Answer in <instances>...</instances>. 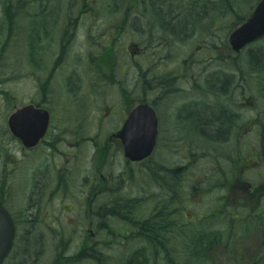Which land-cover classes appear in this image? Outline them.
I'll list each match as a JSON object with an SVG mask.
<instances>
[{"label": "rangeland", "instance_id": "374dc122", "mask_svg": "<svg viewBox=\"0 0 264 264\" xmlns=\"http://www.w3.org/2000/svg\"><path fill=\"white\" fill-rule=\"evenodd\" d=\"M117 1L0 0V206L9 217H13V220L10 217V222L14 233L11 247L2 264H10L11 259L8 260L7 256L13 242L16 241V246H19L22 235H25L24 231L28 229L40 239L38 244H35L34 240L35 246L30 249L31 260L36 264H93L85 259V254L90 252V248L84 243L89 241L90 244V241L95 240V244L99 243L101 248L102 243L113 235H110L111 228L116 233L123 230L125 225L115 216L117 212H109V193L104 190L101 176L109 171L113 175L124 169L125 159L118 155L114 163L100 168L95 163L98 162L95 159L98 151L96 147L100 150L106 147V142L109 145L110 141L105 140L106 137L119 129L126 112L137 102L158 97V91L151 87L162 77H179V81L177 83L175 80L174 90L168 93L170 96L160 100L155 106L156 110L159 106H163L164 110H158V147L152 155L154 158H150V163L156 159L176 166L179 164L182 175L180 184L175 186L178 187V193L173 192V197L165 196L163 189L174 188L168 185L171 180L156 168L154 173L157 178L160 176V179L154 182L149 173L142 170L143 164L135 163L128 165L129 173L125 183L117 181V197L114 198L113 204L118 203L121 197L145 199L133 209V213L140 217L155 210L162 200L167 203L177 197L175 204L181 203L184 210L187 208L186 218L190 217L192 222H195L190 233L203 232L208 217L215 219L211 225L213 232L231 228L229 234L233 233L232 236L229 238V234L225 233V237L229 239H223V244L215 246L209 254V264H253V256H259L257 264H264V228L250 227L251 235L244 237L245 232L240 230L239 225L244 222L235 220L230 215H221V193L219 188L215 187L222 181L221 167L216 164L206 165L208 152L212 151L215 157L225 154L229 146L223 144L225 148L220 145V133L213 134L216 140L208 139L206 142L202 139L204 137L200 138L198 135L204 133V128L200 125L205 119V115H201L203 108L196 105V110H192L190 106L184 105L195 98L203 97L204 83L209 77H213L214 73L217 78L218 72H226L228 79L232 81L239 74L236 71V63L243 65L247 55L254 57L260 52L259 49L264 48L262 38L240 53H234L227 40L231 30L249 15L258 0H236L235 5L233 0H230L232 10L225 11L223 7L224 14L217 12L214 19L209 17V4L205 6V0H137L139 4L135 6H130L135 0ZM225 2L226 0H221L219 6ZM156 3L161 6L157 7ZM5 8L8 15L4 18ZM235 10L242 17L237 24L232 25L236 18L233 13ZM197 13L201 15L200 18ZM125 16L129 26L123 25L125 23L119 20ZM151 19L162 21L152 22ZM186 19L187 23L193 25L191 29L184 26ZM4 26L9 37L3 30ZM12 26L21 28L17 33ZM44 26L48 31L43 33ZM125 26L132 30L130 37L133 44L143 46L146 50L143 57L133 58L135 54L131 51L130 57L124 54L128 39L125 29L121 28ZM178 26L185 27V35L179 33L175 37L170 33H162L167 27H172L175 30L171 29L177 32ZM108 27L114 29V34L100 39V35ZM29 32L39 33L33 38L35 43L31 50L27 49L28 42H31ZM73 33L75 42L66 51L64 62L55 65L54 61L62 50L60 41L66 42ZM13 35L17 37L10 49L14 39L10 36ZM105 39L109 40L115 49L116 59L112 57L110 44L105 43ZM103 59H108L112 66L119 70L121 87L109 84L111 80L108 78L104 81V70L97 75L92 69V65L96 66V62H102ZM132 60V68L125 74L122 70H125V66ZM40 61L41 65L38 67L37 63ZM52 63L55 67L48 69ZM245 67H240L241 72L246 73L241 81L248 99L243 101L244 104L239 110L238 124L240 120L245 123L251 120L256 112L264 114V91H261L257 84L258 80L262 81L264 87V73L253 74L250 68ZM109 70L107 67L108 77ZM119 75L114 77L120 81ZM260 76L263 77L262 80ZM96 82L99 83L97 94L93 91V84ZM192 82L199 88L194 97L187 94L191 90ZM176 88L179 90L175 91ZM217 98L205 99L212 102V105H217L215 114L221 115L219 109L226 102L221 94L217 95ZM34 100L46 103L51 110L50 128L45 139L47 142L52 140L53 145L47 143L36 149H24L10 134L7 119L16 108L33 103ZM229 103L231 104L230 101ZM182 105L184 106L178 114L183 117L182 129L186 136L179 139L171 128L164 129V118H168L170 127L172 115L177 107ZM233 107L236 109V106ZM76 134L77 141L82 145L79 157L71 160L75 150L70 146V142ZM239 136L241 137V132ZM252 137L248 135L246 142H242L244 149H248L247 141ZM257 139L259 143L264 141L263 133H260ZM99 143L101 148L98 147ZM59 153H62L64 158ZM187 157L196 163L195 167L192 164L193 167L183 165ZM261 161L264 163V157ZM190 168H194L193 171L197 174L196 182L202 188L201 194L192 195L189 184L185 183L184 173ZM209 168L214 169L211 180L214 186L205 191L202 180ZM261 168L264 171V167ZM56 175L61 176L57 181ZM97 182L98 185L95 186ZM96 190L100 192L99 196L95 194ZM151 194L155 196L151 197ZM261 204L263 210L264 200ZM99 207L103 210L99 209L98 213ZM97 214L103 215V218ZM31 215L36 216L35 222L30 219ZM101 227H104V231L98 230ZM113 242H116V239ZM237 243H240V246L236 251ZM119 247L130 249L127 243ZM110 249L102 252L122 255L119 250L110 252ZM170 251L176 255L177 261L188 260L184 256H178L180 248L178 251ZM19 256L18 253L16 259L19 260ZM156 257L161 258L160 255ZM236 257L239 259H235Z\"/></svg>", "mask_w": 264, "mask_h": 264}, {"label": "flooded vegetation", "instance_id": "af4514ba", "mask_svg": "<svg viewBox=\"0 0 264 264\" xmlns=\"http://www.w3.org/2000/svg\"><path fill=\"white\" fill-rule=\"evenodd\" d=\"M137 4H139V2L137 0H135V1H132L130 3V6H135ZM127 12H129L128 9H127ZM136 19L141 20L140 18H135V20ZM119 20L121 21V23H125L123 25L127 24V18H123L122 20L121 19H119ZM151 21L152 22H160V21H162V19H151ZM75 22H77V21H75ZM129 25L130 24H127L126 26H129ZM126 26L121 28V29H125L126 39H128L125 43L126 46L124 49V54L126 56L130 57L132 55L131 52H133L135 54L133 56V58L134 57H136V58L143 57V55H146V50L144 49L143 46L139 47V46H137V44H133V40L130 37V35H131L130 32L132 30L131 29L129 30L128 28H126ZM171 30L172 29L170 27H167L166 29H163L162 33L165 34L168 32L167 34H169V33H171ZM108 34L113 35L114 29L108 27L105 30V32L100 35V39L103 40V38L105 36H107ZM120 34H121V30H120ZM71 38L72 39L74 38V33L71 36ZM63 41L64 40L60 41L61 48H63ZM74 42L72 43V45L74 44ZM105 43L110 44V53L113 54L112 57H114L116 59L117 56L115 53V49L111 45V42L109 40L105 39ZM132 49H134V50H132ZM64 54H65V52H62V50H61V54L58 56L57 60L54 61L55 65L59 64L62 61L64 62V59H65ZM114 62H116V60ZM132 62H133V60L129 63L128 66L124 65L125 70H122V71L125 74H126V71L128 72L132 68ZM40 63H41V61H40ZM54 63H52V65L48 69H53L55 67ZM107 67L110 68L109 77L107 76V71H106ZM45 69H46V67H45ZM92 69L95 71V73L97 75H99L101 73V71L104 70L103 73H105V74L102 75L104 81H105V78H108L111 80V81H109V84H112L113 86L121 87V85L118 84V83H121V81H122V79L119 75V72H118L119 70H117L116 67L112 66V64L109 62L108 59H103L102 62L100 60H98V62H96V66L93 65ZM116 74L119 75L120 81L116 79V77H117ZM114 76H116V77H114ZM158 78H160V77H158ZM236 78L238 80H237V82H233V83H235L233 86H231L230 88L226 87L224 89V93L222 94V96L224 97L226 104H224V106H222L219 109L222 112L221 115L215 114V112L213 110L214 105L211 104L212 102L208 101L207 99L200 101V102L204 103L202 106L203 110L209 111V113H208V115H205L204 121L200 122L201 127L204 128V130H203L204 133L199 134L198 136L204 137L206 139V142H207V141H209L208 139L214 138L213 134L220 133L222 136L220 137L221 139L219 140V143L223 147H225L223 144H226L229 146V148H227L228 152L226 151L227 153L225 152V154L219 155L220 157L223 156L224 165H222L223 163L222 164L214 163L211 160H209V156H210V158H212V156H213L212 151L208 152L209 155H206V157L208 159V162L206 163V165L207 164H211V165L216 164V165L221 167L222 181L220 184L215 186V187L219 188L220 193H221V197L219 198L222 200V202L220 201L221 202V205H220L221 209L220 210L222 213L221 215H223V216L230 215L231 218L237 219L240 222L247 221L245 219H248L251 222L252 218H258L260 216H264V209L263 210L261 209V207H262L261 203L264 200V171L262 168L260 169V167H264V163H262L263 161H261L262 157H264V141H261L259 143V140L257 139L258 136H260V133H263V135H264V114H257L256 113V115H254V117L251 120L247 121L246 123L240 120L239 124H238L239 113H240L239 110L242 108V105L244 104L243 101L245 99H248V97H245L244 88L242 87L243 82L241 80L243 77L242 76L240 77V75H236L233 78V80ZM175 80L178 83L179 77H171V78H163L162 77L160 79H157L155 86L151 87V88H155L158 91V97L156 99H148V100L143 99L142 101H149L152 104V106L155 108V106L159 103L160 100H162L164 98L166 99L167 97L170 96L168 93L171 92L172 89L174 90ZM190 86H191V90H189L187 94L190 97H194V95L196 94L195 83L194 82L190 83ZM120 90H122V89H120ZM176 90H179V89L176 88L175 91ZM93 91L96 94L99 92V83L98 82L93 84ZM212 94L213 93L211 91L208 92V95L206 96V98H212L213 97ZM184 95H186V93H184ZM229 101L231 102V104L229 103ZM164 102L167 105V102L166 101H164ZM31 104H33L34 106L46 108L49 111L50 121H51V110H50V108L47 107L46 103H41V101L34 100L33 103H31ZM184 105H189L192 110L193 109L196 110V108H195L196 107V101L195 100H191L188 102V104H184ZM191 105H194V107H191ZM232 105L236 106V109H234V107ZM180 109H181V106L179 108L177 107V109L174 112V115H172L170 127H168V124H169L168 118L167 117H166V119L164 118V129L165 128H171L172 132H174L178 138L181 136H186V134L183 132V129H182L183 117H181L178 114ZM158 110L163 112V110H164L163 106H159L157 108V110H156L157 116H159ZM220 116L224 117V122L220 123V121L217 120L219 122H217L215 124L214 130L210 129L209 127L204 125L207 121H213L214 118L220 117ZM163 117H164V113H163ZM159 121H160V119H159ZM214 121H216V120H214ZM236 127H237V129H235ZM240 127H241V130H239ZM49 128H50V122H49L48 130H49ZM119 129H120V127H119ZM48 130H47L45 136L47 135ZM118 130L115 133L110 134L106 137L105 140H107V141L109 140L110 142L108 143L109 145H107V142H106L105 148H101L100 143L98 144V147L100 146L101 149L99 150V148L96 147V150H98V151H97V155L95 156V159L98 161L95 163L100 168L106 166L107 164L110 165V164H112V162L114 163L116 156H118V155L121 156V159L122 158L125 159L124 169H121L120 171H118V173L113 174V175H112V172L109 171L105 175L101 176V180L103 181V184L105 185L104 190H107L109 193V200H110V204H109L110 206L109 207H110V209L116 203L115 202L113 204L114 198L117 197L115 195L116 190H117L116 189L117 181H121L122 183H125V181L127 180V175L129 173V171L127 170V167H128V165L129 166L133 165V162L124 156L120 139H118L117 136H115V134L118 132ZM64 131H67V130H64ZM239 131L241 132V137L239 136L240 135ZM53 132H54V130H53ZM248 135H251L253 137L247 141L248 149H244L242 142H246V137ZM45 136L43 137V139H40V142L38 143V145H36L32 149H36L40 145L47 144V143H48V145L52 146L53 141L51 140L50 142L49 141L47 142V140L45 139ZM77 136H78V134H76L74 137H72V141L70 142V146H73L72 148H74V150H75V152L73 153V156L71 157V160L74 157H75V159H77L79 157V151H80V147H81L82 143H79L77 141V138H76ZM54 138H58V137H54ZM15 141H17V140H15ZM18 141H17V143L20 144V142H18ZM231 143H232V146H230ZM236 143H237V145H236ZM110 145L112 148H110ZM155 150H154V152H155ZM154 152H153V154H154ZM59 154L63 157L62 153H59ZM215 157H218V155ZM150 158L148 157V159L146 158V160H143L142 162H140L141 164H143L142 166H143L144 170H147V167L150 164ZM152 158H154V157H152ZM185 159H186V162L183 163L184 166L185 165H189L191 167L196 166V163L194 164L192 162V160L190 159V157H187ZM232 159H234V161H232ZM236 160H238L237 163H236ZM68 161L69 160H67V162ZM153 161H155L157 163V165H155V167L158 169V172L165 174L163 172V166L164 165L167 166L166 168L171 169L170 174L172 175L173 179L170 176L167 177L168 179L171 180L168 183L169 186H172L173 183H174V185H178L179 181L177 182L176 180L179 179L180 178L179 176L182 175V171H180L179 164H178V166H176L175 164L165 163V161H162V160L157 161L156 159H154ZM121 164H122V162H121ZM137 164H139V163H137ZM234 166H235V168H234ZM193 169L194 168H190L188 170V172L184 173L185 183L189 184V191L192 195L201 194L202 188L197 185V182H196L197 174H195V171H193ZM213 170H214L213 168H209L208 172L205 173L204 178L202 180L205 191L209 190L210 187L214 186V184L211 181L213 178V174H212ZM100 173L101 172L99 170L98 174H100ZM146 173L148 174L149 172L147 171ZM168 173H169V171H168ZM60 178H61V176H57L56 181L59 180ZM99 179H100V177H98V182H99ZM157 179L159 180L160 176H158ZM208 180H209V182H208ZM98 182L95 184V186L98 185ZM206 182H208V183H206ZM216 190H218V189H216ZM95 194L97 196H99L100 192H97V190H96ZM41 196H43L42 193H41ZM119 197H121V196H119ZM122 198H128V197H122ZM174 207H175L174 209H176L174 212L175 215L173 213L175 220L184 229L187 228L186 231L187 230L189 231V228L193 225V222H192L190 217L186 218V216H185L186 215L185 211H187V208L184 210L183 206H181V203L177 207L176 206H174ZM99 209L103 210L102 207H99L98 213H99ZM179 217H181V218H179ZM231 221H232V219H231ZM189 225H190V227H189ZM171 255H169L167 253V258H168L167 260H164L163 257H161L162 255H160L161 259L160 258H153L152 263L158 264V262L160 261L159 264H176L175 263V260H176L175 256L176 255L173 253H171Z\"/></svg>", "mask_w": 264, "mask_h": 264}, {"label": "trees", "instance_id": "16d2710c", "mask_svg": "<svg viewBox=\"0 0 264 264\" xmlns=\"http://www.w3.org/2000/svg\"><path fill=\"white\" fill-rule=\"evenodd\" d=\"M6 1V0H3ZM207 2L204 3V5L206 6L207 4H209V8H207L209 17H213L216 18L217 14L219 13L220 15L224 14L225 11H230L232 10V4L230 2V0H226L224 5H220V1L218 0L217 3L209 1V0H205ZM119 2V0L117 1ZM234 5L235 2H237L236 0H233ZM116 4V3H114ZM225 7V11H222V8ZM6 8L3 9L4 11V18L7 17L6 14L8 15V12H5ZM156 10H158V8H156ZM218 12V13H217ZM214 13V14H213ZM234 15H235V21L232 23V25L237 24L242 15L237 14L236 10L233 11ZM198 17L200 18L201 15L199 13H197ZM172 18V17H170ZM186 21H188V19L185 20V24H189ZM12 23V21H11ZM9 24V22H8ZM231 25V27H232ZM5 27V26H4ZM14 27V26H13ZM199 27V26H198ZM202 27V26H201ZM172 28V27H171ZM177 32H174L173 30H171L172 35H174L175 37H177L176 34L179 33H183L185 30V27L183 26H178L176 27ZM166 29V28H164ZM174 29V28H172ZM175 30V29H174ZM44 31H48V28H46V26H44L42 28V32L44 33ZM37 34H39L37 32ZM37 34L31 32L30 34V38H31V42H33L32 44L30 42H28V47L27 49L31 50L33 48V44L35 43L34 39L35 36H37ZM46 35L48 36V33H46ZM9 37V36H8ZM13 37V36H10ZM264 38V37H263ZM69 47H72V38L69 37L66 42L63 43V48H62V52H65L64 55H66V51H68ZM39 50V49H38ZM259 53L257 55H255L254 57L251 56H246V60L245 62L243 61V65L240 63H236L235 67H237V72H239L240 77H244L246 76L245 72H241L240 67H245V68H250L251 71L256 74H261L264 73V48L263 49H259ZM37 55V54H36ZM39 58V57H38ZM40 62L37 63V66H40ZM215 77V73L213 74ZM218 77L216 78V82L219 83V85H221L220 87H215L211 89V92L213 93L212 95L217 97V95L219 94H223L224 93V89L226 87H231L233 86L235 83L237 78L234 80H230L228 79V76L226 74V72H218ZM234 76H232L233 78ZM261 80L263 77H261ZM209 79L206 81V83L208 84ZM261 88V90H263V86H262V81L260 82L259 80L257 81ZM225 86V87H222ZM197 87V86H196ZM196 90H199V88L197 87ZM195 90V91H196ZM264 91V90H263ZM210 92V91H208ZM203 102H197L196 101V105H198L197 107L203 106ZM190 105V104H189ZM187 105V106H189ZM184 106V105H183ZM183 106H181V108H183ZM191 107H194V105H191ZM196 108V107H195ZM216 108L217 106L214 105V112H216ZM197 113V112H196ZM209 111H202L201 115H208ZM216 120V121H214ZM213 121H207L204 125H206L207 127H209L210 129H215V124L217 122L220 121V123L224 122V117H216L214 118ZM219 120V121H217ZM216 137L213 138V140ZM209 160H211L214 163H219L222 164L224 162V158H221L219 155L218 157H214L212 156V158H210L209 156ZM155 165H157V163L155 161H152L148 167L147 170H145V172H149V176L150 178L154 181L157 182L158 179L154 173V170L156 169ZM167 166H163V172L165 173V175L168 177L170 176L172 179V175L170 174L171 169L166 168ZM142 170H144L142 168ZM169 171V173H168ZM128 176V175H127ZM180 177V176H179ZM177 182L179 181L180 183V178L176 180ZM178 183V185H179ZM172 185V184H171ZM176 185H172V189H166V190H162L166 193L165 196L169 195L173 197V192L178 193V187H175ZM155 196L154 194L150 195ZM122 198V197H121ZM177 198V197H176ZM175 198V199H176ZM172 200V202H167L164 203V200L161 201V204L158 205V207L155 210L149 211L147 213V215L144 216H136L133 213V209H136L137 204L138 203H142L145 199H142L140 197H135V198H122L121 200L119 199V202L115 203L111 209L109 207V212H117L115 214V216H117L119 219H121L124 222V228L123 230H119V233H116V231L111 228L110 229V235L111 237H108V240H106V242L102 243V247L99 248V243L95 244V240L90 241H86L84 244L89 246L90 248V252L86 253L85 255V259L89 260V262L93 263V264H153L152 259L155 258L158 255H162L161 257H163L164 260H167V253L170 255V253H172L170 251V249L172 251H178L180 248V255L188 258V262L186 264H209L208 263V258H209V254L213 251L214 247L220 244H223V239L224 240H228L231 235L230 230L231 228H229V230H218V231H214V232H193L190 233L192 231L190 225H189V233L188 230L186 231V229H184L182 226L179 225V223H177V221L175 220L173 213L175 212L176 209H174V206H178L177 204H175L176 200ZM149 201H151L149 199ZM107 210V209H106ZM182 211V210H181ZM175 215V213H174ZM32 216V215H31ZM99 216V215H97ZM99 217L103 218V215H100ZM34 216H32L33 222L34 221ZM181 218V217H179ZM222 218V217H219ZM212 220L215 219H209L207 222H209L211 225L213 224ZM247 221H245L243 224H241V228L245 233H249L250 232V227H254V228H264V216H260L258 218H252L251 222L248 219H245ZM217 221V220H216ZM222 221V220H221ZM221 221H218V223H222ZM250 222V223H249ZM105 223V220H104ZM208 223V224H209ZM221 224V225H222ZM104 226V224H103ZM34 226H32L33 228ZM162 227V228H161ZM208 228V225H207ZM166 229V230H165ZM100 231H104V227H101L100 229H98ZM229 231V232H228ZM25 235H22V240L20 245L16 246L15 242H13L12 248L10 250L8 257V260L11 259L10 264H36L35 262H33L34 260H31V253H30V249L35 246V244H38L39 240L35 235V233H33V231L31 229L25 230ZM227 233L229 234V238L225 237L224 234ZM226 234V235H227ZM224 236V238L222 237ZM116 239V242H113V240ZM34 240H36V243L34 244ZM122 240V241H121ZM103 242V241H102ZM123 243H127V245L130 246V249L128 250L127 248H118L119 245H122ZM113 244V245H112ZM98 246V247H97ZM229 244L226 245V247H228ZM110 249V252L115 251V250H119V253H122V255H119L118 253L110 255L107 252L103 253V250H107ZM117 248V249H116ZM170 248V249H169ZM128 250V251H124V250ZM175 249V250H174ZM182 249V250H181ZM125 252V254H123ZM19 253V257L20 259H16ZM182 257V258H184ZM76 258V257H75ZM157 258V257H156ZM237 259H239V257H236ZM253 264H257V261L260 260L259 256H253ZM69 259V258H67ZM71 259V258H70ZM161 259V258H160ZM264 259V257H262V260ZM5 262V261H4ZM3 262V263H4ZM8 261H6L7 263ZM191 262V263H190ZM160 263V261L158 262ZM175 263H177V261H175ZM53 264H57V263H53Z\"/></svg>", "mask_w": 264, "mask_h": 264}, {"label": "water", "instance_id": "95a60500", "mask_svg": "<svg viewBox=\"0 0 264 264\" xmlns=\"http://www.w3.org/2000/svg\"><path fill=\"white\" fill-rule=\"evenodd\" d=\"M264 35V0L254 7L248 18L229 35L234 51ZM157 116L148 104L133 108L116 136L120 139L124 156L131 161H141L153 151L157 135ZM49 123L46 110L27 105L12 112L7 120L10 132L20 139L23 146L31 148L45 135ZM13 228L7 213L0 207V264L8 253Z\"/></svg>", "mask_w": 264, "mask_h": 264}, {"label": "bare ground", "instance_id": "6f19581e", "mask_svg": "<svg viewBox=\"0 0 264 264\" xmlns=\"http://www.w3.org/2000/svg\"><path fill=\"white\" fill-rule=\"evenodd\" d=\"M156 6L157 7H159V6H161V4H159V3H156ZM187 22V21H186ZM184 26L185 27H190V29L192 28V26L193 25H191V24H184ZM184 33V32H183ZM184 35H185V33H184ZM208 80V79H207ZM206 80V81H207ZM204 85H205V87H203V89H202V95H203V97H205L206 98V96L208 95V91H211V89L212 88H214L213 86H215V87H220L221 85H219V83L218 82H216V77H209V81H208V84L207 83H204ZM222 87H225V86H222ZM201 98V99H197V98H195V100L198 102V100H199V102L200 101H202L203 99H205V98ZM34 217H36V216H34Z\"/></svg>", "mask_w": 264, "mask_h": 264}]
</instances>
